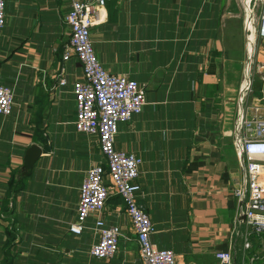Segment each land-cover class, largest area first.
<instances>
[{"label":"crops","instance_id":"0c3cea01","mask_svg":"<svg viewBox=\"0 0 264 264\" xmlns=\"http://www.w3.org/2000/svg\"><path fill=\"white\" fill-rule=\"evenodd\" d=\"M71 1L5 0L0 83L14 87V105L0 114V264H143L111 185L101 217L121 228L116 254L88 252L98 240L94 214L81 233L69 231L85 172L103 160L96 137L74 125L73 81L83 68L74 56L62 58ZM102 13L91 28L97 58L145 87L142 111L119 122L115 146L142 157L139 199L154 225L152 242L174 249L176 264H215L216 251L231 243L241 250L244 227L232 135L247 62L242 4L105 0ZM254 43L248 100L264 101V38ZM61 70L65 85L57 82ZM33 142L43 152L23 173Z\"/></svg>","mask_w":264,"mask_h":264},{"label":"built area","instance_id":"2783aa9c","mask_svg":"<svg viewBox=\"0 0 264 264\" xmlns=\"http://www.w3.org/2000/svg\"><path fill=\"white\" fill-rule=\"evenodd\" d=\"M240 2L244 9L247 62L237 93L232 131L237 162L241 167V181L233 194L237 197L236 214L244 218V227L240 230L241 264H264V101L248 100L252 91L250 61L255 38H264V0ZM104 4L105 0H72L65 13L69 39L62 58L65 60L74 56L83 68V77L73 81L75 129L95 136L103 155L101 163L89 166L80 183L76 219L70 223L69 231L81 233L86 217L94 214L98 240L89 246L88 252L100 259H108L116 254L121 228L117 224L106 223L101 217L111 185L130 217L141 262L176 264L175 250L160 248L151 239L154 225L139 199L142 184L137 178L142 157L115 146L119 122L128 121L135 113L142 111L146 97L145 87L138 80L126 74L109 72L97 58L91 28L101 20ZM4 8L5 0H0V28L5 22ZM57 82L66 84L63 70ZM13 105L14 87L0 83V114L11 113ZM233 233H236V228ZM253 235L258 236L257 246L252 242ZM232 245L215 252V264H235L236 249Z\"/></svg>","mask_w":264,"mask_h":264},{"label":"water","instance_id":"95a60500","mask_svg":"<svg viewBox=\"0 0 264 264\" xmlns=\"http://www.w3.org/2000/svg\"><path fill=\"white\" fill-rule=\"evenodd\" d=\"M42 152L41 146L36 142H33L26 148L23 164L21 167L23 169V173H28L31 171L35 161L41 156Z\"/></svg>","mask_w":264,"mask_h":264},{"label":"rangeland","instance_id":"374dc122","mask_svg":"<svg viewBox=\"0 0 264 264\" xmlns=\"http://www.w3.org/2000/svg\"><path fill=\"white\" fill-rule=\"evenodd\" d=\"M251 239H252V242L253 243H255V245L257 246V244H258V236H256V235H253L252 237H251ZM240 245H241V247H242V241H240ZM241 254H242V248H241V250H237L236 251V262H235V264H241Z\"/></svg>","mask_w":264,"mask_h":264}]
</instances>
